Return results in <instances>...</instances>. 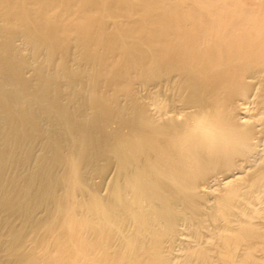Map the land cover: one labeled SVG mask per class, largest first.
Masks as SVG:
<instances>
[{
    "label": "bare ground",
    "instance_id": "6f19581e",
    "mask_svg": "<svg viewBox=\"0 0 264 264\" xmlns=\"http://www.w3.org/2000/svg\"><path fill=\"white\" fill-rule=\"evenodd\" d=\"M0 264H264V0H0Z\"/></svg>",
    "mask_w": 264,
    "mask_h": 264
}]
</instances>
